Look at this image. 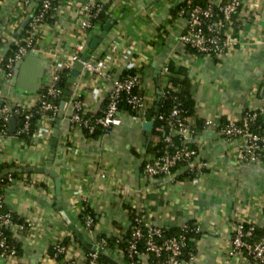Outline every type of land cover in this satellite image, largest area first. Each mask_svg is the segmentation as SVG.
Returning a JSON list of instances; mask_svg holds the SVG:
<instances>
[{
  "label": "crops",
  "instance_id": "crops-1",
  "mask_svg": "<svg viewBox=\"0 0 264 264\" xmlns=\"http://www.w3.org/2000/svg\"><path fill=\"white\" fill-rule=\"evenodd\" d=\"M89 1L59 0L49 22L43 24L38 34L36 47L41 69L38 90L13 86L14 69L13 77L0 76V105L31 108L36 104L38 92L49 82L53 57L68 56L81 40L82 5ZM98 1L104 6L109 3ZM184 1L113 0L106 11L113 21L109 31L94 50L89 44L103 30L89 31L85 44L86 51H91L89 55H110L108 67L115 78L125 71L128 61L136 63L133 75L139 84L135 92L151 102L148 110L157 101V79L162 92L163 68L171 63L185 72L195 103V116L190 119L194 133L185 142L197 152L194 161L206 164L197 176L198 182L193 184L188 178H179L182 175L179 169L171 177L144 180L143 163L153 155L148 151L142 129V122L149 121L143 116L137 121L123 114L121 124L109 134L89 137L81 130H69V111L63 110L51 161L50 146L43 141H21L8 127L9 135L0 137V173L15 172L0 180L3 182L8 175L13 177L11 183L5 180L3 185L4 209L23 220L28 230L8 227L20 243L21 255L15 262L0 258V264H65L73 254H79L82 245L75 242V235L56 207V180L61 182L63 211L91 245L95 246L96 238L102 235L123 234L132 210L140 213L149 225L166 231L191 221L196 223L202 232L195 243L194 260L187 264H248L240 253L229 255L231 232L234 224L242 222L264 230V158L256 163H237L241 138L228 139L217 128L196 127L206 120L223 124L241 117L244 111L264 110V0H240L241 8L234 16L236 25L231 27L237 45L216 59L193 54L180 42L186 31L185 18L175 9ZM202 1L217 4L222 0ZM34 5L28 9L33 11ZM21 8V0H0V59L18 40L16 27L24 20ZM111 46H115L112 51ZM82 75L79 80L84 100L97 113L111 85L100 86L98 81ZM94 87L103 88L95 102L88 96ZM57 119L56 116L52 130ZM66 139L78 150L76 156L64 150ZM32 180L36 182L31 184ZM74 191L80 194L75 196ZM83 204L95 215L91 232L79 218ZM64 239L72 245L69 252L59 261L50 259V247ZM102 254L117 264H127L118 249ZM139 261L150 264L146 257Z\"/></svg>",
  "mask_w": 264,
  "mask_h": 264
},
{
  "label": "built area",
  "instance_id": "built-area-1",
  "mask_svg": "<svg viewBox=\"0 0 264 264\" xmlns=\"http://www.w3.org/2000/svg\"><path fill=\"white\" fill-rule=\"evenodd\" d=\"M92 1V0H91ZM86 2L82 5L83 17L79 22L81 40L76 45L74 51L68 56L62 58L53 57L50 64L49 82L42 89V93L38 94L36 104L31 107L20 105H11L2 103L0 105V137L9 135L8 124L11 118L15 119L16 129L13 136H16L21 141H30L43 143L49 147L52 134V121L57 116L59 107H57L50 99H55L62 94L57 83L60 75L64 72H69L74 68L75 64L81 62V69L74 83L70 85V96L66 99L62 110H68L67 116L69 130H81L85 134L92 136L97 130H100V136L109 134L114 128L121 124L123 114H129L134 120H142L148 112L149 100L144 96L135 92L138 87L139 80L136 75L126 74L115 78L113 72L109 69L110 61L109 54L101 56L86 55V37L89 31L96 28L93 20L103 11L104 5L98 0ZM38 5L33 11L28 8L34 5V0H21L24 19L30 16V20L23 30L24 35L18 37L16 48L12 56L2 66L0 59V76L6 79L13 77L15 64L31 51L37 52V40L39 30L45 23V19L49 14L53 5L59 0H38ZM40 2V3H39ZM35 6V5H34ZM57 6L55 7L56 10ZM241 8L240 0H226L217 4L206 2V5H195L192 7L186 6L179 10V14L185 18V33L180 36V42L185 46L193 49L196 53L203 56L212 57L215 55L220 58L228 51L237 45L235 34L231 27L227 26L232 17L235 16ZM186 13V14H185ZM20 28L19 24L16 27ZM115 46H111L110 50H114ZM85 56L84 61L81 58ZM136 63L133 60L128 61L125 66V71L134 70ZM85 74L90 80L98 81L100 86H105L110 83L111 88L106 95V102L103 107H100L98 112H93L90 105L84 100L82 83L79 76ZM164 86L161 95L169 93L171 90L167 86V66L162 71ZM172 88V92L178 91L177 88ZM103 88L94 87L88 91V96L95 102L98 101L101 90ZM164 91V92H163ZM1 99V91H0ZM175 101L176 98L174 97ZM3 102V101H2ZM179 103L174 105V108L168 116L169 124L175 123L174 130L165 137V142L171 144V136L178 134L182 139V147L172 154H163L158 158H151L143 163L142 174L144 180L153 181L156 178L171 177L174 167L178 163H182L179 172L185 173L191 183L196 184L199 180L197 177L202 169L206 168V164L196 163L194 157L196 150H190L184 141L190 140L193 135V130L190 129L183 121L178 119L180 115ZM257 115L264 116V110L246 111L237 119L227 120L226 123H215L211 120L204 122L205 127L217 128L218 132L224 138H241L243 140L236 161L237 163H256L261 159L259 150L264 146V132L256 134L250 132V125ZM37 117V118H35ZM161 118V117H159ZM37 119L35 123L33 120ZM64 150L69 151L74 156L78 154V150L73 148L66 139L63 143ZM178 171V170H177ZM103 176V175H102ZM5 180L9 183L13 181V177L8 175ZM32 180L30 183L34 184ZM79 191H74L73 195H79ZM87 208L86 204L80 208L79 215ZM2 209V210H1ZM3 196L0 195V258L10 261H17L16 249L10 245L3 229L12 227L18 231H24L25 226L18 225L14 222L10 212L4 209ZM135 222L134 230L131 237V242L125 253L128 257L136 256L138 260L142 257L148 258L153 255L156 258L165 256V261L162 264H187L181 259L182 251L186 248V238L184 235H176L163 237L164 230L158 227L149 225L144 217H139L140 213H134ZM144 222H143V221ZM142 223V225H141ZM84 228L91 232L94 227V218L86 215L83 222ZM186 224L181 228H185ZM254 225L251 223H236L232 226L231 251L229 255L235 252L244 255L248 264H264V237L256 242H249ZM196 231L201 233V228L197 225ZM141 242L143 252L138 253L137 243ZM97 247V252L85 250L81 247V251L73 254L65 264H96L98 252H104L106 244L104 238H100L99 244L94 243ZM54 250L53 256L50 259L56 260L58 255L62 257L69 252L72 245L61 246L60 241H56L52 246ZM123 253V252H122ZM124 254V253H123ZM195 255H191L189 262L194 260ZM130 264H136L134 261Z\"/></svg>",
  "mask_w": 264,
  "mask_h": 264
},
{
  "label": "trees",
  "instance_id": "trees-1",
  "mask_svg": "<svg viewBox=\"0 0 264 264\" xmlns=\"http://www.w3.org/2000/svg\"><path fill=\"white\" fill-rule=\"evenodd\" d=\"M112 1L113 0H109L108 1L109 3L103 7V11L100 12L97 15L96 19L93 20V23H95V26H96V28H98V31L102 30L104 25L106 24V22L109 20V16L107 15L106 11L108 9V5ZM224 2H226V0H222V3H224ZM58 3L59 2H57L53 5V8L50 10L49 14L47 15V18L45 19V22H47V21L49 22V16L54 13L55 7L58 6ZM37 5H38V2H37ZM195 5H200V6L204 7L206 5V2H204L202 0H186L182 4H179L177 6V8L175 9V11L176 10L179 11L182 8H185L186 6L192 7ZM235 25H236V23L234 22V16H233L231 22L227 26L234 27ZM24 32L25 31H22L20 36H23ZM15 48H16V44L12 43L10 45L8 51L6 52V55L2 59L1 64L3 67L5 65V62L8 60V58L10 56H12ZM186 48L188 51H190L193 54L201 55V54L196 53V51H194L193 49H191L189 47H186ZM90 53H91V51L88 50L86 55H89ZM211 58L216 59L217 57L215 55H212ZM167 69H168V74H167L166 83H167L168 88L171 91L169 93H164L163 95H161L160 99L158 101H155L153 103V105L150 107V109L148 110V112L145 114L147 121H153L152 136H151L150 143L148 145V151L153 155L154 159L162 156L165 153L172 154L182 147V139H181V136L178 134H174L170 137L171 138V144L165 142V137L167 135H170L172 130H174L173 127L175 126V123H173L172 125L169 124V120H168V116H169L170 112L172 111V109L174 108V105L176 103H179L180 115L178 116V119H180L186 125H188L191 130H192V128H191V124H190V119L195 116V103H194V99L192 98L191 91L189 89V87H190L189 86V80L187 79L185 72L180 68L176 69L171 63L167 66ZM126 74H136V72H135V70H130L128 72L123 71L122 74H120V76H123ZM57 86L59 87V89L62 90V94L55 99L49 98V100H50V102H53L57 107H59L60 103L64 99V93L66 91H69V89H70V84L68 83V72L67 71H64L60 75ZM171 87L177 88L178 91L172 92ZM40 93H42V90H40L38 92V94H40ZM174 97L176 98L175 101L173 100ZM105 102H106V100L103 101L101 107H103ZM245 112L246 111H244L243 114H245ZM159 117H161V118H159ZM35 118H37V117H35ZM36 120L37 119H34L33 123H35ZM55 121H56V117H54L52 123L54 124ZM224 123H226V122L224 121L223 124ZM197 125H196L197 126L196 128L203 127L204 121L199 122ZM0 126H1V122H0ZM250 132L252 134L256 133L259 135L262 134V132H264V116L257 115V117L253 120L252 124L250 125ZM98 134H100V130H97L91 137H97ZM184 143H185L184 145H186V147H188L190 150H195L191 144H189L185 141H184ZM259 152L261 154V159L264 158V146L259 150ZM181 167H182V163H178L174 167L173 171L175 172L176 170L180 169ZM13 176L15 177L18 175L14 174ZM179 178L185 179V178H188V176H187V174L183 173L182 175L179 176ZM3 185H5V180H3V182H0V195H2ZM3 211H4V209H3ZM86 215L92 216V218H94V220H95L94 213H92L91 210L87 207L79 216L82 223L84 222V218ZM134 216H135L134 212L132 210H129V225L125 228V230L123 231V234H121L120 236H108V237H106V236L102 235L100 237H97L95 240V243L99 244L100 238H104V240L106 242V244L104 246L105 251L106 250L114 251V250L118 249L121 252H123L124 253V259L126 260L127 264H130L133 261L136 264H140V261L138 260V258L136 256H133V258H130V257H128L129 254L125 253L126 250L128 249L130 242H131V237H132V233L134 230V226L136 225L135 222L133 221ZM139 217L141 218L142 215L139 214ZM13 220L16 224H18V225L21 224V225L25 226V228H24L25 232L28 230V225L25 222H23V220H19L15 217H13ZM141 225H142V223H141ZM196 226H197V224L191 221V222L186 224V227L184 229L180 227V228L171 229L169 231L164 230V232H163V237H166V238L170 237V236H176V235H184L185 236L186 248L182 251V255H181V259L185 262H189L190 256L195 255V243L200 238V235H201V233L196 231ZM119 228H120V230L122 229L121 227H119ZM3 231H4L5 236L7 237L9 244L15 247L17 258H19L21 255L20 243L18 241H16L15 238H13L10 228H4ZM262 237H264V230L254 226L252 235L248 241L249 242H256L259 239H261ZM74 240L77 244H79L81 246V243L78 242L75 237H74ZM68 244H69V241L67 239H64L60 242L61 246H67ZM136 250L138 253L143 252V247H142L141 242L137 243ZM48 253H49L50 257L53 256L54 250L52 247H50ZM61 259H62L61 255H58L56 258V260H58V261ZM148 261L150 264H162L165 261V256H163L161 258H156L153 255H149ZM96 264H105V261L103 260L102 255H98V258L96 260Z\"/></svg>",
  "mask_w": 264,
  "mask_h": 264
},
{
  "label": "water",
  "instance_id": "water-1",
  "mask_svg": "<svg viewBox=\"0 0 264 264\" xmlns=\"http://www.w3.org/2000/svg\"><path fill=\"white\" fill-rule=\"evenodd\" d=\"M38 1V0H36ZM37 6V4H35V7ZM30 20V16H27L21 23L20 28L18 30V37L19 35L22 33V31L26 28L28 22ZM113 21L112 20H108L106 22V24L103 27V31L101 32L100 36H98L97 38L93 39L90 44H89V48L91 50H94L96 48V46L98 45L100 39L102 37L105 36L106 32L109 31L110 27L112 26ZM85 56H83L81 58V61H84ZM39 59L37 57V52L35 51H31L28 55L23 56L16 64H15V75L12 79V84L13 86H17L22 90H31V91H36L39 88L40 82H41V69H40V65H39ZM81 69V62H78L75 64L74 68L69 72V76H68V83L70 85H72L75 81V79L78 77L79 72ZM159 71V69L157 70V72ZM156 96H157V101L160 99L161 97V91L159 90V80H156ZM262 93L264 94V89L262 90ZM70 96V91H66L64 93V99L63 101L60 103L59 105V110H58V114H57V123L54 126L53 130H52V134H51V141H50V160L52 159V155L54 153L55 150V146L57 144V134H58V124L60 119L63 116V105L64 102L66 101V99ZM156 110V109H155ZM15 119L11 118L9 120V131L11 133L15 132L16 129V124H15ZM152 128H153V121H149V122H142V129L145 131V136H146V146L149 144L150 142V138L152 136ZM30 171V170H29ZM15 172V170H9V172H4V173H0V180L1 178L9 173H13ZM16 172H19V170H16ZM52 176L56 177V173L55 172H51ZM60 193H61V182L59 180L55 181V194H56V207L57 210L59 211L62 219L66 222V224L69 226V229L71 230V232L75 235L76 239L81 243V245L86 248L87 250H91L93 252H97V247L94 245H91L89 243H87L83 237L80 235V233L77 231V229L71 224L70 220L67 218L65 212L63 211V208L61 206V198H60ZM99 255H102L103 260H105L108 264H117L116 262H114L113 260H111L109 257H107L106 255L98 252Z\"/></svg>",
  "mask_w": 264,
  "mask_h": 264
}]
</instances>
